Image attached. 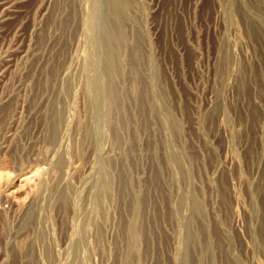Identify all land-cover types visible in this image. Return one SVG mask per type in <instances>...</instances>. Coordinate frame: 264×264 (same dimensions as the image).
<instances>
[{
	"label": "rangeland",
	"instance_id": "obj_1",
	"mask_svg": "<svg viewBox=\"0 0 264 264\" xmlns=\"http://www.w3.org/2000/svg\"><path fill=\"white\" fill-rule=\"evenodd\" d=\"M0 264H264V0H0Z\"/></svg>",
	"mask_w": 264,
	"mask_h": 264
}]
</instances>
